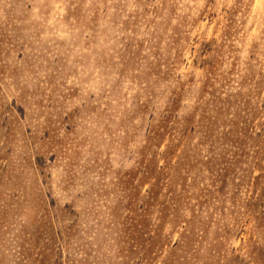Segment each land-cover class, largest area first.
Segmentation results:
<instances>
[{"label": "rangeland", "instance_id": "1", "mask_svg": "<svg viewBox=\"0 0 264 264\" xmlns=\"http://www.w3.org/2000/svg\"><path fill=\"white\" fill-rule=\"evenodd\" d=\"M0 264H264V0H0Z\"/></svg>", "mask_w": 264, "mask_h": 264}]
</instances>
